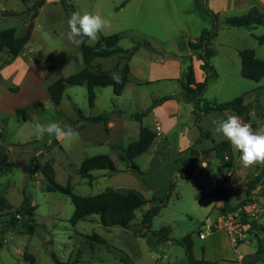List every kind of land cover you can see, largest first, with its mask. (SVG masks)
<instances>
[{"label": "rangeland", "instance_id": "374dc122", "mask_svg": "<svg viewBox=\"0 0 264 264\" xmlns=\"http://www.w3.org/2000/svg\"><path fill=\"white\" fill-rule=\"evenodd\" d=\"M36 4L37 0H0V29L12 26L16 33L26 34L14 56L0 50V154H4L2 159L7 156L0 165V194L11 208L21 204L22 194L34 204L29 233L15 231L8 224V216L0 215V264H54L50 252L68 264H188L184 246L178 241L185 234L192 240L193 256L234 255L235 251L241 252L242 246L252 250L254 239L247 235L244 240H250L236 246L238 242L234 249L221 228L204 238L197 236L205 217L213 218L220 212L215 204L221 198L210 193L213 188L208 185L220 168L212 151H199L193 175L182 176L190 158L188 146L198 137L195 148L206 150L224 139L216 133L214 121L233 112L210 110L197 120L192 103L179 98L186 65L194 66L193 59L199 61L198 49L189 48L187 42L210 28L215 14L217 30L209 40L214 73L206 78L201 95L209 101H223L243 94V102L250 105L249 118L244 122L254 130L264 128L255 114V110H264V93L255 89L264 84V72L258 80L240 75L237 52L250 47L264 59V42H257L246 27L222 22L226 15L243 13L250 3L232 6L231 0H42ZM77 11L100 14L110 21V27L100 34H118L116 44L128 56V80L118 94L113 93L110 84L94 86L91 104L84 83H65L55 104L46 84L83 65L79 46L65 36L67 18ZM251 31L261 33L264 25L255 24ZM85 42L93 43L87 38ZM124 61L121 53L93 59L114 73ZM205 73L206 69L195 65L196 78L203 79ZM162 96L166 98L156 100ZM16 107L22 109L24 117L15 111ZM102 112L107 113L106 121L86 119ZM34 121L74 125L78 136L70 141L41 136L33 131ZM156 123L160 134L154 135L147 149L128 159L125 144L136 139L140 125L154 130ZM197 123L207 131L205 135H201ZM231 149L228 165L232 180L227 200L235 204L244 196L245 184L263 164L244 168L239 153ZM95 153H106L115 169H91V178L81 177L76 172L80 160ZM45 160L51 162L55 180L68 183L72 192L85 195L107 187L132 188L141 192L145 201L134 209L126 227L103 226L96 213L72 224L68 221L73 207L69 195L44 187L38 166ZM131 161L135 167H131ZM257 185L249 194L261 209L264 199L256 194ZM159 199L163 202L158 210L149 224L141 227V213ZM261 211L257 217L264 225ZM160 226L166 229L159 234L155 230ZM93 232L105 242L89 237ZM26 252L32 254V262L23 256ZM216 262L227 264L222 258H216Z\"/></svg>", "mask_w": 264, "mask_h": 264}, {"label": "trees", "instance_id": "16d2710c", "mask_svg": "<svg viewBox=\"0 0 264 264\" xmlns=\"http://www.w3.org/2000/svg\"><path fill=\"white\" fill-rule=\"evenodd\" d=\"M41 1L42 0H37L36 5L40 4ZM212 17L213 22L211 27L203 29L196 40L187 42L189 48L198 49V58L201 60L200 65L201 68L206 69V73L203 79L196 81L193 77L191 65L187 64L182 80H180L181 97L184 101L192 103V111L196 113L197 120L201 114H205L210 110H229L239 115L243 121H247L249 118L248 110L250 105L249 102H243V94L235 95L232 98L223 101H209L204 99L201 95L206 78L214 73L212 64L209 61V57L213 54V49L209 46V40L216 34L217 20L215 14H212ZM222 22L228 26L236 25L246 28H251L255 24L264 25V10L251 0L250 5L243 13L226 15L222 19ZM251 36L259 43L264 42V31L257 34L251 32ZM85 39L84 43L79 45L83 65L78 70L67 75H60L46 84L47 94L55 104L59 102L65 83H84L87 100L88 103L91 104L94 96V86L110 84L113 93L118 94L121 92L128 79V65L126 62L128 56L125 53V49H122L116 44L118 39V34L116 32L100 34L99 40L93 43H87L85 42ZM25 40L26 34L16 33L15 28L12 26L0 29V50L5 49L11 56H14L20 50ZM237 52L239 56L240 75L249 79L258 80L264 72V59L257 57L250 47L240 48ZM113 53H121L125 59V61L118 67L117 73H114L112 71L113 69L110 68H101L98 62H93V59L96 57L107 56ZM114 74L119 76V83L114 81ZM255 89L257 90L256 92L261 90L264 93V84L258 85ZM165 98V96H162L156 100L161 101ZM15 111L22 113V117H24L21 108L16 107ZM255 114L264 123V110H255ZM86 119L91 121H106L107 113L102 112L95 115H89L86 116ZM197 125L200 129L201 135H205L207 131H203L198 123ZM72 127H74V125H72ZM154 135V132L147 126L140 125L136 139L128 141L124 146L125 156L131 160L135 155L147 149ZM198 140V137L195 138L188 146L190 158L188 159L186 169L182 174L185 178H189L193 175L199 151H201V153H206L208 150L212 151L215 158L219 161V164L216 166L217 168H220L224 163L228 164L232 158V149L230 143L226 139L214 142L206 150L195 148L194 142H197ZM224 155H226V158H224ZM2 157H4V154H0V165ZM130 163L131 167H135L132 161ZM38 168L44 177V187L46 189H57L69 195L73 207L68 217V221L72 224L88 214L96 213L99 223L103 226L117 225L120 227H126L128 222L134 216V209L139 207L145 201L142 193L132 188L118 190L107 187L93 194H78L71 191L68 183L61 184L55 180L53 167L50 161L45 160L38 166ZM91 169L114 170L115 165L113 160L106 153H95L84 156L76 167V172L81 177L91 178ZM263 175L264 164L261 167L260 172H257L245 184L244 196L235 204H230L227 200L229 192L228 188H213L210 191V193H215L221 198V204L218 206L220 212L232 211L238 208L237 223L244 226L250 239H254L253 251L243 255L240 258V264H252L255 261H260L264 264V226L259 223L257 219L248 218L247 213L242 209V205L247 200V195L256 184H258L256 194L264 196ZM170 185L171 183L168 184V187ZM162 202L163 200L159 199L141 213V227L149 224L152 215L158 210V207ZM33 208L34 207L30 203V199L26 194H22L21 204L14 208H11L5 197L0 194V215L5 214L8 216V224L15 231L31 232L33 228L31 218ZM165 229V226H160L155 231L160 234L163 233ZM89 237L94 238L99 242H105L102 236L94 232L89 234ZM178 241L182 242L184 246V253L188 264L216 263V260L211 261L206 258H195L193 256L191 249L192 240L189 234H185L178 238ZM23 256L32 262V254L26 252ZM50 256L54 264H68L66 261L58 259L53 252H50Z\"/></svg>", "mask_w": 264, "mask_h": 264}, {"label": "clouds", "instance_id": "9594fccd", "mask_svg": "<svg viewBox=\"0 0 264 264\" xmlns=\"http://www.w3.org/2000/svg\"><path fill=\"white\" fill-rule=\"evenodd\" d=\"M67 31L65 36L68 41L79 46L87 38L93 42L99 40V34L110 27V21L100 14L89 12H72L67 18ZM116 83H119V76L113 75ZM215 131L226 139L234 151L239 153V161L244 168L253 165L264 164V128L254 130L249 123L233 113L226 118L214 121ZM32 128L35 133L43 136L47 134L57 139L72 140L78 133L71 125H63L56 121L40 123L34 121Z\"/></svg>", "mask_w": 264, "mask_h": 264}, {"label": "built area", "instance_id": "2783aa9c", "mask_svg": "<svg viewBox=\"0 0 264 264\" xmlns=\"http://www.w3.org/2000/svg\"><path fill=\"white\" fill-rule=\"evenodd\" d=\"M159 126H154V133L158 135L160 132ZM226 158V155H224ZM232 171L227 163L220 166V170L216 172L215 176H211L208 181V185L211 188H228L231 185ZM242 209L247 213L248 218L257 219V215L261 209L255 205V202L251 200V194L247 195V200L242 205ZM238 209L232 211L218 212L213 218L205 217L202 222L203 230H197L198 238H204V236L217 228H221L227 234L229 243L234 246L238 242L244 240L248 232L244 229L242 224L237 223Z\"/></svg>", "mask_w": 264, "mask_h": 264}, {"label": "crops", "instance_id": "0c3cea01", "mask_svg": "<svg viewBox=\"0 0 264 264\" xmlns=\"http://www.w3.org/2000/svg\"><path fill=\"white\" fill-rule=\"evenodd\" d=\"M250 1L251 0H231V3H232V6H235V5H239V4H241L242 6H247V4H249L250 3ZM257 6H259L261 9H263L264 10V0H252ZM249 2V3H248ZM248 29V31H249V33L251 34V28H247ZM255 34H257V33H255ZM198 60L199 61H195V59H193V61H194V66L192 65V64H190L191 65V68H192V72H193V77H194V79L196 80V81H198V80H201V79H199V78H196L195 77V75H194V71H195V65H197V67H198V64L200 65V63H201V60L198 58ZM198 62V63H197ZM200 68V67H199ZM128 74H129V66H128ZM128 80V79H127ZM127 82V81H126ZM179 98L181 99V100H183L182 99V97H181V94L179 93ZM184 101V100H183ZM108 122V121H107ZM111 123H110V120H109V125H110ZM155 125H158L159 126V124H155ZM154 125V126H155ZM159 128H160V126H159ZM150 130H152L151 128H149ZM152 131H154V130H152ZM160 134V133H159ZM156 135V134H155ZM154 138V137H153ZM152 142H153V139H152V141L150 142V144H152ZM192 142V141H191ZM191 142H190V144H191ZM1 154H3V153H1ZM7 156H5V158L4 159H2V162H6L7 161V158H6ZM257 187H258V185H257ZM258 197H262V199H264V196H259L258 195ZM31 201V200H30ZM31 204H32V202H31ZM220 204H221V202H217L216 204H215V206L217 207V206H220ZM34 205V204H33ZM261 208V210L262 211H264V207H260ZM261 211V212H262ZM260 215V214H259ZM258 215V216H259ZM257 221L260 223V221L258 220V217H257ZM262 224V223H261ZM263 225V224H262ZM264 226V225H263ZM250 240V239H249ZM249 240H243V241H249ZM243 241H241V242H239L236 246H241L242 245V242ZM236 246L235 247H233L234 249L236 248ZM253 249H254V244H253ZM253 249L252 250H250V249H247L246 247H244V246H242L241 247V252H234V255H233V253H232V255H221L220 253H217V254H214L213 255V257H211V258H206V259H208V260H211V261H214V260H216V258H222L223 260H225V262L227 263V264H240V258L243 256V255H246V254H248V253H251L252 251H253ZM202 250V252H203V248L201 249ZM203 254V253H202ZM223 256H225V257H223ZM195 258H199V257H202V258H205V257H203V255L202 256H197V255H195L194 256ZM261 262L260 261H255V262H253L252 264H260ZM208 264H217V262L216 263H213V262H210V263H208Z\"/></svg>", "mask_w": 264, "mask_h": 264}]
</instances>
